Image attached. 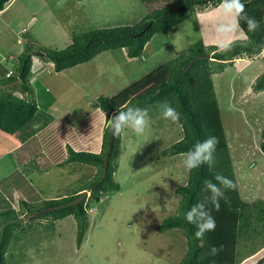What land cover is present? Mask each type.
Segmentation results:
<instances>
[{"label":"rangeland","instance_id":"374dc122","mask_svg":"<svg viewBox=\"0 0 264 264\" xmlns=\"http://www.w3.org/2000/svg\"><path fill=\"white\" fill-rule=\"evenodd\" d=\"M174 1L12 0L0 10V69L3 74H17L21 56L28 47L34 52L42 48L61 50L73 42L74 33L135 27L151 12ZM228 19L219 7L209 8L154 36L141 57L129 58L126 49L108 51L62 73L54 71V63L34 56L31 90L23 93L19 87L12 89L19 83L2 89L35 101L38 120L44 115L53 118L32 139L29 132L33 128L16 135L0 132V224L24 219L13 224L6 264L182 261L187 252L186 237L179 230L159 233L157 228L167 218L179 214L181 197L177 190L188 182L184 156H159L179 142L184 132L179 122L162 117L159 104L144 107L151 122L143 135L137 136L131 129L122 133L119 169L115 174L121 190L112 191L100 204H92L81 245L77 243L79 225L73 216L55 221L52 215H40L48 214L46 201L74 196L97 175L95 167L64 162L67 145L85 152L102 150L112 115L107 117L93 106L98 98L108 97L124 106L167 80L165 72L151 80L150 85H139L157 68L200 41L222 50L246 40L240 27L231 33L217 30ZM263 52L225 61V68L212 77L240 200L249 205L264 204V153L260 148L264 91L254 90L256 80L264 74ZM41 124L40 121L34 129ZM19 144L22 145L15 149ZM91 196L88 191L87 201H91ZM253 209L259 212L256 207ZM259 230L263 233L259 238L240 243L242 259L255 252L241 264H258L264 256V224Z\"/></svg>","mask_w":264,"mask_h":264},{"label":"trees","instance_id":"16d2710c","mask_svg":"<svg viewBox=\"0 0 264 264\" xmlns=\"http://www.w3.org/2000/svg\"><path fill=\"white\" fill-rule=\"evenodd\" d=\"M11 1L0 0V10L3 11ZM220 2L221 0H175L167 7L151 12L135 27L101 29L82 34L74 33L73 42L61 50L42 48L38 52H34L31 47H28L29 50L21 56L17 74L12 71L3 74L0 69L2 74L0 77V131L16 135L33 128L29 132V138H31L39 129H44L52 122L53 118L48 115H44L38 120L39 107L35 101L30 102L15 95L13 90L9 92L3 91L1 88L2 85L8 86L20 81V85L14 86L12 89L16 90L19 87L23 93L29 92L34 56L39 57L40 60L54 63L56 73L89 63L108 51L126 49L129 58H138L143 55L146 45L154 36L178 26L197 13L209 8H218ZM242 2L246 6L247 15L260 22V27L255 32H249L247 24L240 20V28L245 33L246 40L236 41L222 50H218L217 46H205L200 41L166 65L157 68L153 74L145 78L146 81L140 82V86L146 83L150 85L151 80L155 81L165 72L168 73L167 80H163L159 86L149 90L146 94L132 98L124 106L108 97L98 98L93 105L100 108L109 117L125 106L144 108L153 104L161 106L165 102L171 103L181 115L179 124L183 128L184 136L179 142L162 151L159 158L183 156L195 143L202 142L210 136L218 137L219 143L214 153V164L211 167L205 164L190 173L188 172L187 185L177 190L181 197L179 214L167 218L157 228L159 233L179 230L186 237L187 252L179 264H241L255 252L242 259L239 254L240 243L253 241L263 234L259 229L261 224H264V204L260 202L249 205L242 202L238 187L235 190H225L224 197L220 200L219 211L211 209L216 220V228L214 231L206 233L203 239L195 238L196 227L186 220L188 209L193 204L203 201L208 195L203 190L205 180L215 182V176L220 174L232 179L237 184L212 77L225 68V61L243 55L257 56L264 49V0H242ZM254 90L259 93L264 91V74L256 80ZM40 121L42 124L34 129ZM106 129L100 153L74 150L67 145L68 156L64 163L95 167L98 169L97 175L74 196L46 201L45 205L47 208H52L67 204L84 191L91 192V201L89 202L85 198L77 206L40 215L41 218L52 215L55 221L73 216L79 225L78 245L83 243L86 236L89 226L88 210L92 208V204H100L109 193L121 190L120 185L115 181V174L119 169L118 160L122 149V134L115 136L111 155L107 158L112 130L110 126ZM261 136L260 148L264 153V130ZM253 207L258 208L259 212L255 211ZM13 227L15 226L10 225L5 231L3 244L0 248V264H6V255L10 245L8 241L13 235ZM1 238L0 232V242ZM213 246L217 248L223 246L215 256L211 254ZM258 264H264V258Z\"/></svg>","mask_w":264,"mask_h":264},{"label":"clouds","instance_id":"9594fccd","mask_svg":"<svg viewBox=\"0 0 264 264\" xmlns=\"http://www.w3.org/2000/svg\"><path fill=\"white\" fill-rule=\"evenodd\" d=\"M218 7L222 10L223 15L229 18L226 23H222L218 27L219 32L231 33L237 31L240 27V20L247 24L249 32H255L260 27L258 20L247 15L246 6L242 0H221ZM23 32H26V30ZM160 107L161 115L165 120H170L173 123L180 121L181 115L171 103L165 102ZM110 121V127L115 136L121 135L125 129H131L137 136H141L150 127L151 117L145 108L125 106L121 110H117ZM218 143L219 139L215 136H210L202 142L195 143L190 150L183 154L185 171L190 173L205 164L211 167L215 162L214 153ZM214 179L215 182L213 180L204 181L203 190L208 195L203 201L193 204L186 213V220L196 227L194 233L196 239H203L206 233L215 230L216 220L211 209L214 208L219 211L220 200L224 197L225 190H235L237 188V184L226 176L217 174ZM222 247L213 246L211 254L213 256L217 255Z\"/></svg>","mask_w":264,"mask_h":264},{"label":"water","instance_id":"95a60500","mask_svg":"<svg viewBox=\"0 0 264 264\" xmlns=\"http://www.w3.org/2000/svg\"><path fill=\"white\" fill-rule=\"evenodd\" d=\"M17 83H20V81H18ZM114 139H115V135L113 133H111V137H110V150H109V154H108V157L107 158H109V156L111 155V151H112V148H113ZM87 195H88V191H85L79 197H77L76 199H74L73 201L68 202L67 204H64V205L52 207L47 212H56V211H60V210H63V209L69 208V207L77 206V205H79L87 197ZM22 221H23V219H18V220L8 221V222H6L4 224H0V232L2 234V238H1V242H0V248H1V245L3 244V239H4V235H5V231H6L7 227L10 226V225H13V224L22 222Z\"/></svg>","mask_w":264,"mask_h":264},{"label":"crops","instance_id":"0c3cea01","mask_svg":"<svg viewBox=\"0 0 264 264\" xmlns=\"http://www.w3.org/2000/svg\"><path fill=\"white\" fill-rule=\"evenodd\" d=\"M10 73H11V72H10ZM1 75H2V74L0 73V77H1ZM8 75H9V74H8ZM8 75H7V76H8ZM6 87H7V85H2V86H1V88H3V89H5ZM48 125H49V124H48ZM0 132H1V131H0ZM31 139H32V138H31ZM21 145H22V144H19L18 146L15 147V149H18ZM100 152H101V151H100ZM100 152H99V153H100ZM95 153H97V152H95ZM43 164L45 165L46 163L43 162ZM262 257L264 258V256H262ZM262 257L259 258V259H262ZM247 260H248V259H247Z\"/></svg>","mask_w":264,"mask_h":264}]
</instances>
